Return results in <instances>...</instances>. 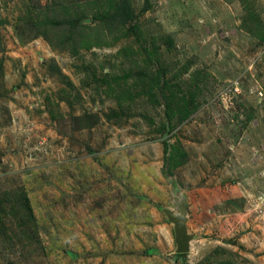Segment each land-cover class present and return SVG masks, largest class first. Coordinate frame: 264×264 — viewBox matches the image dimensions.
<instances>
[{"label": "rangeland", "instance_id": "1", "mask_svg": "<svg viewBox=\"0 0 264 264\" xmlns=\"http://www.w3.org/2000/svg\"><path fill=\"white\" fill-rule=\"evenodd\" d=\"M125 1L0 0V264H264V0Z\"/></svg>", "mask_w": 264, "mask_h": 264}, {"label": "trees", "instance_id": "2", "mask_svg": "<svg viewBox=\"0 0 264 264\" xmlns=\"http://www.w3.org/2000/svg\"><path fill=\"white\" fill-rule=\"evenodd\" d=\"M117 7L119 9V12L112 13L110 11H107L105 19H106V26L111 30L115 31L118 30L121 32V35H128L130 33H135V25L133 24L128 25V21L132 18L130 14L129 7L127 6V3L125 0H115ZM146 3L149 4V0H146ZM126 4V5H125ZM144 9H147V6L144 7ZM56 22L57 21H52ZM44 22L41 24L43 25ZM63 21L61 22V24ZM40 24V26H42ZM45 24V23H44ZM60 24V21H59ZM43 27V26H42ZM69 37L72 38V33H69ZM164 89H162V98L161 97H155L156 101L163 102L166 105V110L170 114H181L186 115V112L190 108L193 107L194 104V93H192L194 88L190 89V94L180 93V90L178 89L177 84L171 83L168 84L167 81L164 82V85L162 86ZM161 98V99H160ZM184 108L183 111H181ZM187 114V115H188ZM167 149V148H166ZM184 154V153H182ZM180 255H184L185 253H179Z\"/></svg>", "mask_w": 264, "mask_h": 264}, {"label": "crops", "instance_id": "3", "mask_svg": "<svg viewBox=\"0 0 264 264\" xmlns=\"http://www.w3.org/2000/svg\"><path fill=\"white\" fill-rule=\"evenodd\" d=\"M6 175H9L8 173H5ZM17 175V174H16ZM18 176V175H17ZM14 177V180L16 181L14 184V188L18 192L17 196V203L19 204V208L21 209V218H19V224L17 226V230L20 231L21 235H24L27 239L24 240V243H28L29 245H32L33 243L36 242L35 238L38 237V230L36 227V222H35V215L32 211V206L30 205L29 202V197L26 194L25 189H23L21 186V181H19L17 178L19 177ZM23 178V175H21ZM1 211V209H0ZM0 219L1 214H0ZM3 222V221H2ZM5 231V232H4ZM0 235L2 236L1 238L6 242L7 240L11 241V232L7 229L5 230V226L2 225L0 227ZM37 245L40 244V242H36ZM39 252V251H38Z\"/></svg>", "mask_w": 264, "mask_h": 264}, {"label": "water", "instance_id": "4", "mask_svg": "<svg viewBox=\"0 0 264 264\" xmlns=\"http://www.w3.org/2000/svg\"><path fill=\"white\" fill-rule=\"evenodd\" d=\"M180 208L181 213L170 215V220L174 223L177 252L183 253L190 250L191 235L188 233L186 225L185 206L181 205Z\"/></svg>", "mask_w": 264, "mask_h": 264}]
</instances>
